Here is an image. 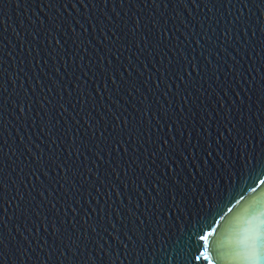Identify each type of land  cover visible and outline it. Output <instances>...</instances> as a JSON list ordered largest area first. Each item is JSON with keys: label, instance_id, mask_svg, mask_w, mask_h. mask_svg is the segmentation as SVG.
I'll return each mask as SVG.
<instances>
[{"label": "water", "instance_id": "obj_1", "mask_svg": "<svg viewBox=\"0 0 264 264\" xmlns=\"http://www.w3.org/2000/svg\"><path fill=\"white\" fill-rule=\"evenodd\" d=\"M0 264H264V0H0Z\"/></svg>", "mask_w": 264, "mask_h": 264}]
</instances>
